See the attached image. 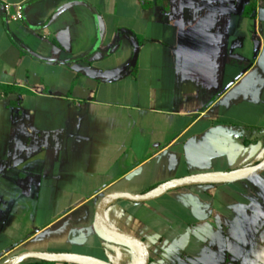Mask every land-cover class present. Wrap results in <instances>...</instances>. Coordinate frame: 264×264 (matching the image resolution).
Instances as JSON below:
<instances>
[{"label": "crops", "instance_id": "crops-1", "mask_svg": "<svg viewBox=\"0 0 264 264\" xmlns=\"http://www.w3.org/2000/svg\"><path fill=\"white\" fill-rule=\"evenodd\" d=\"M263 160L264 0H0V264H138L96 234L103 198ZM103 222L149 264H264V173L115 200Z\"/></svg>", "mask_w": 264, "mask_h": 264}, {"label": "water", "instance_id": "water-1", "mask_svg": "<svg viewBox=\"0 0 264 264\" xmlns=\"http://www.w3.org/2000/svg\"><path fill=\"white\" fill-rule=\"evenodd\" d=\"M259 43L255 42L258 47ZM264 173V160L253 167L241 168L224 173H208L193 175L173 181H169L150 192L133 196L127 194H110L103 198L96 210L94 222V230L96 234L103 239L111 240L119 243H126L135 247L140 252V261L138 264H149V251L145 244L138 238L122 233L106 226L103 222V215L107 206L115 200H127L132 203H147L155 200L166 193L181 189L203 185H225L241 182L251 178H255ZM29 260H37L46 263H64V264H110L108 262L75 254H48L41 252H25L13 258L9 264H23Z\"/></svg>", "mask_w": 264, "mask_h": 264}, {"label": "built area", "instance_id": "built-area-1", "mask_svg": "<svg viewBox=\"0 0 264 264\" xmlns=\"http://www.w3.org/2000/svg\"><path fill=\"white\" fill-rule=\"evenodd\" d=\"M5 14L9 20L20 21L23 19V7L22 5H18L16 13L12 14L10 10V6H5Z\"/></svg>", "mask_w": 264, "mask_h": 264}, {"label": "trees", "instance_id": "trees-1", "mask_svg": "<svg viewBox=\"0 0 264 264\" xmlns=\"http://www.w3.org/2000/svg\"><path fill=\"white\" fill-rule=\"evenodd\" d=\"M8 91V90H7ZM245 130H248V129H244ZM242 131V129H241ZM259 131V130H258ZM23 264H51V263H45V262H31V263H23Z\"/></svg>", "mask_w": 264, "mask_h": 264}]
</instances>
